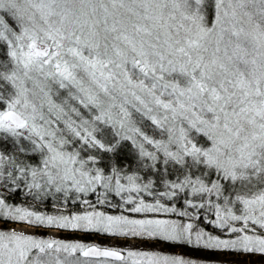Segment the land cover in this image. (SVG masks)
<instances>
[{"label":"snow or ice","instance_id":"6c2138e0","mask_svg":"<svg viewBox=\"0 0 264 264\" xmlns=\"http://www.w3.org/2000/svg\"><path fill=\"white\" fill-rule=\"evenodd\" d=\"M223 255L264 264V0H0V264Z\"/></svg>","mask_w":264,"mask_h":264},{"label":"rangeland","instance_id":"374dc122","mask_svg":"<svg viewBox=\"0 0 264 264\" xmlns=\"http://www.w3.org/2000/svg\"><path fill=\"white\" fill-rule=\"evenodd\" d=\"M45 234L51 235V234H53V232H47ZM59 235H62V236H65V235L73 236L74 235L75 238H81L87 242H95V243H99L102 245H127V244H131V243H138V242H132V241L113 239V238L104 237V236L82 235L79 233H76V234L59 233ZM143 246L144 247H154L157 245L145 244ZM172 250L173 251H179L180 249H172ZM217 258L221 259V260L233 261L234 264H249V262H256V264H259V261L261 259L259 257H247V256H242V255H239V256L238 255H223V256H219Z\"/></svg>","mask_w":264,"mask_h":264}]
</instances>
